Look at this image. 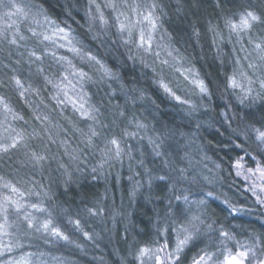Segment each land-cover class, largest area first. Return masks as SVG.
<instances>
[{
    "label": "clouds",
    "instance_id": "obj_1",
    "mask_svg": "<svg viewBox=\"0 0 264 264\" xmlns=\"http://www.w3.org/2000/svg\"><path fill=\"white\" fill-rule=\"evenodd\" d=\"M0 264H264V0H0Z\"/></svg>",
    "mask_w": 264,
    "mask_h": 264
}]
</instances>
